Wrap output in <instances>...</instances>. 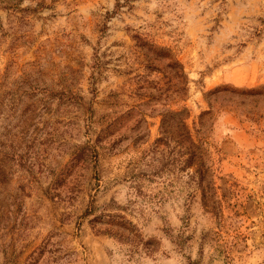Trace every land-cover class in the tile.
<instances>
[{
	"label": "rangeland",
	"instance_id": "obj_1",
	"mask_svg": "<svg viewBox=\"0 0 264 264\" xmlns=\"http://www.w3.org/2000/svg\"><path fill=\"white\" fill-rule=\"evenodd\" d=\"M0 264H264V0H0Z\"/></svg>",
	"mask_w": 264,
	"mask_h": 264
},
{
	"label": "trees",
	"instance_id": "obj_2",
	"mask_svg": "<svg viewBox=\"0 0 264 264\" xmlns=\"http://www.w3.org/2000/svg\"><path fill=\"white\" fill-rule=\"evenodd\" d=\"M173 115H177L178 114V112H175V113H172Z\"/></svg>",
	"mask_w": 264,
	"mask_h": 264
}]
</instances>
